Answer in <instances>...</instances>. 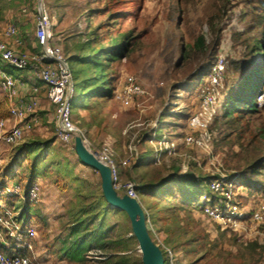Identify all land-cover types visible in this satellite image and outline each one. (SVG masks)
Masks as SVG:
<instances>
[{
	"label": "rangeland",
	"instance_id": "1",
	"mask_svg": "<svg viewBox=\"0 0 264 264\" xmlns=\"http://www.w3.org/2000/svg\"><path fill=\"white\" fill-rule=\"evenodd\" d=\"M2 1L0 32L10 23L20 29L26 40L32 39L37 0ZM10 1H13L12 4ZM126 2H130L127 5L130 15L125 19V28L131 29L135 26L132 14L136 13L142 26L138 23L133 36L140 32H144V35L134 43L128 55L110 64L109 75L114 91L124 76L133 75L142 82L146 95L137 99L134 106L127 109L122 108L111 96H98L93 100L94 112L89 113L86 111L88 105L85 104L81 90L84 87L82 78L88 79L91 72L81 67L80 58L88 56L87 44L97 48L103 43L102 28L110 13L105 14V11H102L104 3H98V0H43L53 23L54 43L61 48L72 78L71 120L82 131L86 139L85 145L90 149H99L102 144L110 142L114 149L119 145L123 156L124 147L131 141L137 145L138 157L131 161L128 167L121 166L120 159L123 156L119 151L117 153L120 156L114 159L119 180L131 181L135 186L149 182V179L166 177L171 165L181 167V171L184 172L192 162H195L193 164L201 172L210 175L212 169L215 172L216 164L222 165L226 173L235 171L240 175L239 172L244 170L246 152H243L237 143L236 134L233 133L226 138L222 135L221 138L216 131L211 132L213 135L211 158L205 157L196 149L178 146L173 153L161 156L156 164L150 161L149 163L147 161L149 159L145 158L146 162L140 168L131 170V167L146 150H149L147 158L151 160L154 157V149L150 142L141 144L140 139L143 134L148 135L151 132L156 125V119L162 113L168 117L165 118L163 127L158 128L155 136H165L168 140L177 141L179 139L177 137L183 135L190 114L197 109V94L205 77H200V82L190 79L203 74L202 70L211 57L213 61L217 54L223 53L227 61L224 100L231 88L239 83V77L243 74L236 71L237 64L242 66L243 72L250 71L248 83L250 86L247 91L249 94L253 91L255 86L253 67H256L259 55H250L248 48L252 46L254 38L261 39L263 36V25L261 26L259 16L264 10V0H126ZM198 36L204 38L207 46L218 38L215 50L212 52L209 48L203 53L195 49L194 44ZM181 48L184 50V56L180 59ZM209 53L212 54L211 57ZM261 58L264 59V53ZM0 67L13 76L20 73L2 61ZM106 80L107 77L103 78L100 86L105 93L109 88ZM2 99L0 97V101ZM258 110V114L250 119L251 129L244 135L245 144L251 141L261 128L264 129V107ZM46 114L44 111L39 114L40 124H35L22 142L10 147L0 146L3 149L0 153V182L8 186L16 183L20 185L19 174L27 171L29 161L35 162L34 174L41 191L42 203L35 209L32 208L33 216L29 221V225L36 230L33 253L37 261L43 264H76L64 257L61 246L76 216L73 206L79 198L77 191L86 192L88 200L94 198L99 201L102 192L99 177L101 175L83 165L75 150L56 142L57 122L54 123L52 107L50 115ZM93 115L96 118H93ZM218 115L219 112L216 116ZM72 145H76L75 139ZM254 145L251 143L248 150H253ZM2 177L5 178L3 181ZM84 183L87 185H83ZM241 185L242 196L238 199L242 205L253 207L264 198V192L251 194L246 190L245 184ZM174 189L175 195L168 197L165 203L159 204L163 208L166 207V213L170 216L166 220V225L158 219L159 215L155 213L157 209L152 207L156 201L155 197L153 195L142 197L140 193L137 194L146 232L151 243L160 252L163 264H169V260L161 249V244L168 247L167 243L179 236L175 229L185 227L187 222H191L188 224L190 230H193L194 223H197L207 238L200 242L202 246L193 259H190L186 250L182 248L173 250L171 248L173 244L170 243L172 246L169 248L176 253L175 264H264L262 229L248 223L240 234L220 231L214 223L207 222L197 209H179L183 194L179 189ZM187 194L188 192H184V195ZM117 197L124 198L121 193L117 194ZM152 213H155L153 220L156 222L152 221ZM172 213L176 214L173 220ZM34 216L43 221L42 226L36 223ZM103 223L105 226L116 227L111 235L112 240H115L117 235L127 238L133 236V232H129L131 224L128 216L119 209L117 211L106 209ZM96 224H99V221H96ZM12 244V241H7L5 247ZM127 254L131 256L127 264H143V256L138 245ZM227 256L236 258L238 262L231 263L232 260L226 258ZM101 258L99 253L91 252L87 256V261L89 264H98Z\"/></svg>",
	"mask_w": 264,
	"mask_h": 264
},
{
	"label": "built area",
	"instance_id": "2",
	"mask_svg": "<svg viewBox=\"0 0 264 264\" xmlns=\"http://www.w3.org/2000/svg\"><path fill=\"white\" fill-rule=\"evenodd\" d=\"M34 22L33 48L30 50L24 38L19 34L14 24H6L0 32V61L18 71H27L30 87L28 96L19 97V92L28 87V81L16 78L0 67V90L7 100L8 117L0 120V137L9 146L19 144L31 131L35 114L39 107V89L43 90L45 99L53 108L55 114V140L61 146H68L77 152V145H72L73 139L80 143L86 139L82 131L71 120L70 95L73 83L68 65L61 48L54 43L52 33L53 23L43 5V0H37ZM227 61L223 53L216 55L209 72L199 87L197 109L188 118L186 129L177 141L168 140L165 136L156 139L155 132L151 133L149 142L153 147L155 164L161 156L173 153L179 145L196 149L207 158L213 152V135L210 126L224 102V82ZM146 91L143 84L133 75H126L121 80L115 99L122 108H131L137 99L143 98ZM258 108L264 107V93L257 98ZM155 127L153 128V130ZM89 155L99 164L105 166L110 173V182L116 194H123L138 205V195L135 184L131 181H120L115 168L114 159L119 157L113 145L108 142L99 149L86 146ZM137 145L132 141L124 148V156L120 159L122 167H128L130 162L138 157ZM81 161V160H80ZM82 162V161H81ZM80 162V164H82ZM91 169V168H90ZM94 170V169H92ZM99 173L97 170H94ZM213 179L209 182V190L215 197L202 196L199 213L214 223L220 231L237 233L244 231L248 223L259 227L264 232V198L249 207L242 205L238 197L241 184L239 174L235 171L226 173L222 165L216 164L212 169ZM6 197H16L15 208H9L3 200ZM41 191L37 183H31L26 190L19 184L8 186L0 182V264H43L37 261L33 253L32 241L35 239V227L22 225V213L32 215V208L41 202ZM21 201V203L19 202ZM35 204V205H34ZM12 241L11 248L15 252L7 254L1 246ZM7 246V245H6ZM169 264H175L174 251L161 244ZM21 250V251H20Z\"/></svg>",
	"mask_w": 264,
	"mask_h": 264
},
{
	"label": "trees",
	"instance_id": "3",
	"mask_svg": "<svg viewBox=\"0 0 264 264\" xmlns=\"http://www.w3.org/2000/svg\"><path fill=\"white\" fill-rule=\"evenodd\" d=\"M2 2L3 1L0 0L1 5ZM12 2L13 1H10L9 3L12 4ZM98 3H104L102 11H105V14L110 13L106 24L103 25L102 28L104 44H99L97 48H93L87 44L89 45H86L88 48L87 53L89 52V54L82 59L80 58V60L83 61H81V67H84L91 72V77L88 79L82 78V85L84 87L81 90L82 95L84 96L85 104L88 105V110L86 109V111L89 113L94 112L93 100L97 99L98 96L106 97V95H108L113 99L114 85L112 84V78L109 75L108 68L112 62L116 61L117 59L120 60L121 58L128 55L134 43L144 35V32H140L136 36H133V32L138 28V23L142 26V22L139 20L138 14L136 13L132 14L135 26L131 29L125 28V19L128 15H130V12L127 8V5H129L130 2L127 3L126 0H122L121 2L120 0H98ZM259 17L261 18V26L263 25L264 31V10H262ZM254 39L255 41L252 43V46H249L248 48L250 55H259L258 63L255 68L253 67L255 76V86L253 91H251L250 94L247 91L248 87L250 86L248 85V83H250V71L243 72L244 70L242 66L237 64L236 71L239 72V74H243H241V76L239 75V83L232 87L231 90L226 94L227 96L219 111L221 116L218 115L214 118L210 129L211 132L216 131L218 136L221 138L222 135L224 138H226L233 133L236 134L237 143L241 147L242 151L246 152L247 157L243 163L244 170L239 172V183L245 184L246 190L251 194L252 192H264V129L261 128V130H259L258 133L251 138V141H249L247 144L244 143V135L249 133V130L251 129L250 119L253 115L258 114L260 110H258L257 98L261 93L264 92V59L261 58L262 53H264V32L261 39ZM217 43L218 38L214 39V43H211L212 45L210 44V46H207L205 45L204 38L202 36H198L196 38L194 48L203 53H205L206 50L210 48V50L213 52ZM183 53L184 50L181 48L180 59L184 56ZM209 56L211 57L212 54L209 53ZM211 58L207 62L205 69L202 70L203 74L199 77L197 76L195 79L191 78L190 80H197L198 82L199 80L201 81L200 77L204 78L207 75L214 61H212L213 58ZM105 77H107L106 81L109 85L106 93L100 88L102 79ZM4 106V102L0 101V119L8 117V113ZM166 117L168 116L162 113L157 118L155 133H157L158 128L163 127ZM93 118H96V116L93 115ZM156 136L157 140L161 137L158 135ZM149 137V134H143L140 139V143L147 144ZM256 139H259V141ZM220 141L221 139L219 138V142ZM251 143L255 144L253 147L254 149L248 150ZM115 151L120 152L119 145L115 146ZM27 152L29 153L28 150ZM120 154L122 155V152H120ZM148 154L149 150H146V152L140 155L137 162L131 167V170L140 168L141 165L146 162L145 158L149 159L147 160L148 162L150 161L153 163L152 158L151 160L150 158H147ZM28 163V166H26L27 171L21 172L19 174V182L23 191L26 190L31 183L36 181V176L34 174V168L36 164L33 161H29ZM168 169L170 170L168 171L166 177H159L153 180L149 179V182H146L140 186H137L136 184L135 186L138 195L140 193V196L142 197L147 195H153L155 197L156 201L153 203L152 207L157 209L155 213L159 215L158 219H160L164 225H166V220L170 216H168L166 213V207L163 208L159 204L165 203L168 197L170 198V196L173 197V195H175L174 188L179 189V192L183 194V197L179 202L180 206H178L179 209L183 210H200L201 206L199 205V199L202 196L211 198L215 197L208 188L209 182L213 179V176L201 172L195 167L193 163H190L188 170L184 172H181L180 167H176L175 165L169 166ZM260 178L262 179L259 180ZM83 185L86 186L87 184L84 183ZM184 192H188V194L184 195ZM77 193V197H79L80 200L78 198L76 204L74 203L75 206H73L74 204L72 205L73 208H75L74 212H76V216L74 217V221L71 223L69 232L61 246V252L63 253L64 257L68 261L76 264H89V261H87V256L89 253L95 252L99 253V256L102 257L100 260H98V264H127L131 258V256H129L127 253H129L135 245H138V242L135 241L136 237L133 235L127 238L125 236L117 235L115 240H112L111 235L114 233V229H116V227L105 226L103 223L104 211L106 209L117 211V209L110 208L108 206L109 204L105 200L102 192H100L101 198L99 201L94 200V198L92 199L93 201L91 199L88 200L89 196L86 192L80 193L77 191ZM16 201V197H6L5 200H3V202H5L9 208L13 207L15 209L17 208L15 205ZM171 208L173 209V207ZM174 210L176 209L174 208ZM1 212L2 211L0 210V213ZM124 213L128 216L126 212ZM155 213H152L153 222H156V220H153ZM32 216L33 215H29L25 212L22 213L21 221L24 227H28L30 218ZM175 216L176 214L172 213V220L175 218ZM34 218L36 219L37 224L41 226L43 225V221L38 216H34ZM188 219L192 221L190 216H188ZM96 221H99V224H96ZM188 224H191V222H187L185 227L182 226L180 228L177 227V229L174 228L175 232L179 233V236L176 238V240H170L167 244L169 245L168 247L173 244V246L171 245L173 250L178 248L186 250L187 256L190 257V259H193L196 252L202 246L200 242H203L204 239L207 238V235L204 234V231L197 223H194L193 230L188 229ZM129 232H132V228ZM33 241L32 244L35 248V243H33ZM130 245H133V247ZM1 248L7 254L13 253L12 250L15 249L5 246H1ZM226 258H230L232 260L231 263L238 262L236 261V258L229 256Z\"/></svg>",
	"mask_w": 264,
	"mask_h": 264
},
{
	"label": "water",
	"instance_id": "4",
	"mask_svg": "<svg viewBox=\"0 0 264 264\" xmlns=\"http://www.w3.org/2000/svg\"><path fill=\"white\" fill-rule=\"evenodd\" d=\"M76 145H77L76 146L77 154L79 156V159L82 161L83 165L87 166L88 168L97 170L101 175V191L103 193L105 200L108 202L109 206L124 211L128 214L131 221V228L133 235L136 237V240L138 242L139 252L143 256V264L150 263L149 256L151 254H150V250L148 249V245L151 247V252H153L154 255L156 254V262H154V264H163L160 252L151 243L148 232H146L144 218L140 208L138 209L140 213V222L138 223L137 217L134 214V212L130 210L128 207H125L124 205V202L129 199L125 197L123 199H120L119 197H117V194L113 191L110 182V173L107 170V168L96 162L90 155L81 152L82 150L79 140H77ZM145 250L148 254V261L147 259H145L143 255V252H145Z\"/></svg>",
	"mask_w": 264,
	"mask_h": 264
},
{
	"label": "crops",
	"instance_id": "5",
	"mask_svg": "<svg viewBox=\"0 0 264 264\" xmlns=\"http://www.w3.org/2000/svg\"><path fill=\"white\" fill-rule=\"evenodd\" d=\"M18 32H19V34L23 37V35H22V33H21V31H20V29H18ZM34 32V31H33ZM24 38V40L26 41V43H27V46L29 47V49L30 50H34L33 48H31L32 46H33V40H34V36H33V38L31 39V38H29L28 40H26L25 39V37H23ZM4 70V69H3ZM5 71V70H4ZM20 73L19 74H17V75H14L16 78H20V79H22V80H26V81H28V87L25 89V90H23V91H20L19 92V97H25V96H28V94L30 93V87L32 86V85H34V83L32 82V81H29L28 80V76H29V74H28V72L27 71H19ZM0 97H2L3 99H2V101L4 102V107H5V109H6V111H7V113H8V109H7V100H6V97L4 96V94H3V92L0 90ZM38 99H39V107H38V109H37V111L35 112V114L34 115H32V116H30V117H32V118H34V123H33V127L35 126V124H40V117H39V114L41 113V112H46L47 114H46V116H49L50 114V112H51V106L48 104V102L46 101V99H45V95H44V92H43V90H41V89H39V97H38ZM52 110H53V108H52ZM39 112V113H38ZM53 114H54V112H53ZM54 123L55 122H57L55 119V114H54ZM157 120V119H156ZM55 125H56V123H55ZM32 127V128H33ZM155 127H156V125H155ZM185 129H186V127H185ZM155 130H156V128L153 130H151V132L149 133V135L151 136V133L152 132H155ZM211 131V130H210ZM29 134V133H28ZM156 134V133H155ZM182 136H178L177 138H181ZM150 138V137H149ZM0 146H8V147H10L9 145H7L2 139H1V137H0ZM179 146H182V145H179ZM149 147V146H148ZM183 147V146H182ZM125 148V147H124ZM1 152H3V149H1V147H0V153ZM152 161H153V164H155V162H154V157L152 158ZM192 163H195V162H192ZM0 164H1V162H0ZM180 170H181V167H180ZM182 172V171H181ZM0 176H1V174H0ZM100 177V179H101V176H99ZM3 179H1V181H3L5 178L4 177H2ZM6 181V180H5ZM36 181H34L33 183H35ZM36 183H38V182H36ZM21 186V185H20ZM40 203H42V201L40 202ZM40 203H38V204H40ZM38 204H36L35 205V208H36V206L38 205Z\"/></svg>",
	"mask_w": 264,
	"mask_h": 264
},
{
	"label": "bare ground",
	"instance_id": "6",
	"mask_svg": "<svg viewBox=\"0 0 264 264\" xmlns=\"http://www.w3.org/2000/svg\"><path fill=\"white\" fill-rule=\"evenodd\" d=\"M80 145H81V150H82L81 152H84L85 154L89 155V152H88V149H87L85 143L82 142V143H80ZM124 205H125V207H128L130 210H132L134 212V214L137 217L138 223H139L140 222V213L138 211V209H139L138 203L131 201V200H127L124 202ZM148 249L150 250V254H151L149 256V261H150L149 264H154V262H156V254L154 255V253L151 252V247L149 245H148ZM143 255H144L145 259H147V261H148V254H147L146 250H145V252H143Z\"/></svg>",
	"mask_w": 264,
	"mask_h": 264
}]
</instances>
